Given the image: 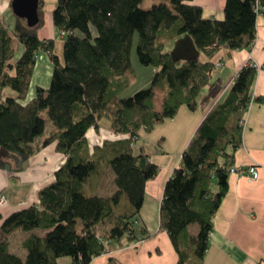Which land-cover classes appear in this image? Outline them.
<instances>
[{"label":"trees","instance_id":"16d2710c","mask_svg":"<svg viewBox=\"0 0 264 264\" xmlns=\"http://www.w3.org/2000/svg\"><path fill=\"white\" fill-rule=\"evenodd\" d=\"M144 1L59 0L52 17L64 59L56 54V39L40 38L46 24L44 0L35 27L15 15L13 25L4 14L0 17V163L16 154L36 155L33 145L47 133L45 112L55 130L43 148L57 144L66 156L55 182L41 190L40 204L12 214L0 227V264H59L64 257L73 264H92L97 257L153 238L140 214L146 187L161 171L144 152L136 155L133 146L144 132L175 119L183 107L207 110L217 94L212 80L217 64L200 58L176 62L167 46L189 35L207 59L220 50L251 52L258 35L256 9L264 0H227L223 20L205 18L194 0L154 3L151 10L142 7ZM135 44L138 61L154 74L149 87L125 98ZM44 52L55 66L50 89L38 88L23 105ZM257 73L249 65L238 73L166 184L159 232L170 236L176 264L205 263L213 221L229 191L236 152L243 147ZM7 89L16 95L8 96ZM157 90L167 93L161 112L154 105ZM105 119L111 131L127 137L106 140L92 150L87 136L92 129L99 131ZM106 168L114 174L117 190L103 197L88 185L104 178ZM195 225L199 229L193 234ZM19 230L29 234L22 242L26 259L11 252L9 237ZM108 264L123 263L110 257Z\"/></svg>","mask_w":264,"mask_h":264},{"label":"crops","instance_id":"0c3cea01","mask_svg":"<svg viewBox=\"0 0 264 264\" xmlns=\"http://www.w3.org/2000/svg\"><path fill=\"white\" fill-rule=\"evenodd\" d=\"M59 0H44L45 27L41 30V40H55L59 32L53 22V8ZM227 0H194L193 4L200 6L205 18L223 20ZM3 14H0V17ZM257 39L254 42L253 51H233L228 54L220 50L212 59H207L201 53L200 59L204 62L211 61L214 64H223V67L213 73V84L216 85L217 94L214 103L205 110L203 107L196 111L187 110L184 107L179 111L175 119L168 120L157 125L156 130L161 129L163 134H158L155 139L147 138L144 144L140 143L135 154L141 151L150 157L158 167L160 175L150 180L146 187V199L140 216L148 227L153 238L141 244L128 245L119 251L108 253L97 257L92 264H108L109 258L114 257L123 264H176L179 260L175 247L167 232L160 231V210L164 197V189L171 178L174 169L181 161L182 155L188 148L194 134L201 126L203 120L214 104L221 101L233 87L238 73L251 61H256L262 70L257 73V80L253 88L255 102L251 105L246 118L243 147L236 152V165L238 168L257 167L259 179L251 177L231 175L229 177V191L223 199V203L214 218V230L210 240V249L207 252L204 264H264V102H257V98L264 100V15L257 18ZM55 42V44H56ZM175 44H169L167 48H174ZM58 44H56V47ZM23 48L19 50L21 55ZM58 54V53H57ZM59 57L62 59L61 55ZM55 66L51 56L47 53H39L33 81L30 91L23 105L31 102L38 88L50 89L53 80ZM209 89L203 90V96L209 94ZM161 95V100L158 96ZM167 98L166 91L157 90L155 98L156 112H161L163 103ZM104 122V123H103ZM163 125V126H162ZM52 126V125H51ZM161 127V128H160ZM52 126L50 132L37 139L33 145L37 150L36 155L29 159L28 170L10 175L0 169V192H3L8 200L6 206L0 207V227L12 214L40 204L39 194L41 190L55 182V173L66 160L63 153L57 150V144L43 148V142L54 131ZM88 141L90 148L103 146L106 140L118 141L127 136L117 134L109 129V121H102L100 130L89 132ZM141 139V138H140ZM171 139V140H170ZM141 141V140H139ZM178 142V146L170 142ZM136 150L138 152L136 153ZM114 178V177H113ZM17 179L21 180L17 185ZM106 177L95 179L90 190L93 194L103 197L111 196L117 190V186L105 183ZM15 185V186H13ZM109 187V188H108ZM13 190V191H12ZM112 191V193H109ZM21 234L18 244L20 256L26 259V252L22 242L29 236L28 233L16 231L9 239L11 252L14 245L13 239ZM59 264H73L72 260L64 257L58 261Z\"/></svg>","mask_w":264,"mask_h":264},{"label":"rangeland","instance_id":"374dc122","mask_svg":"<svg viewBox=\"0 0 264 264\" xmlns=\"http://www.w3.org/2000/svg\"><path fill=\"white\" fill-rule=\"evenodd\" d=\"M11 1L12 0H0V14H4V16L7 18L9 24L13 25L14 23H13L12 17H14V12H12V5H11L12 2ZM163 2L166 4H169L170 0H145L142 4V7L146 10H151L152 5L154 3H163ZM56 44H58V46L56 47V54L58 53V55H61L62 59H64V54H63L64 43L62 42L60 36L58 37ZM167 49H168V51L172 52V49H170V48H167ZM18 56L20 57V54H18ZM132 62H133V71L129 72L130 73L129 74L130 87L123 94V97H125V98L134 96V93L149 87L151 85V79H152V76L154 74V72L151 68L146 67V66H142L141 63L138 61L136 44H135V47L133 49ZM6 94L8 96H13V95L15 96L16 95V93L14 91L9 90V89H7ZM160 98H161V95L158 96V100H161ZM184 108L189 110L186 107H184ZM43 117H44L45 121H47V123H48L47 132L48 131L50 132V129L53 126L52 125L53 122L50 121L48 114L46 112L43 114ZM104 121H107V119H105ZM158 134H163L161 132V129H158V130L155 129L154 131H152L150 133L144 132L142 137H141V141L137 142L139 144L136 145V149L139 148L140 143L144 144V140H146L147 138L155 139L158 136ZM170 143L173 146H178L177 141L175 143H172V142H170ZM137 152H138V150H136V153ZM29 159L30 158L26 157L25 155H21V154H16V155L10 156V157L6 158V161L8 162L7 164L3 165L2 163H0V169H2L4 171V173L10 174V175L16 174L17 172L26 171V170H28V167H29L28 166L29 165ZM105 177H106L105 183L109 184V186L112 185L111 183H113L114 174L112 173V171L109 168H106V170H105L104 178ZM19 181H21V180L17 179V181H15V182L18 183ZM17 185H22V184L18 183ZM13 186H15V185H13ZM88 188H90V185H88ZM109 193H112V191H109ZM198 229H199L198 225L193 226L192 227V233L195 234L198 231ZM20 236H21V234H19V235L17 234L12 241V242H14V245H15L12 249V253L16 254L18 256H20V254H21V251L19 252V250L17 249L19 247L18 244H20L19 243Z\"/></svg>","mask_w":264,"mask_h":264},{"label":"water","instance_id":"95a60500","mask_svg":"<svg viewBox=\"0 0 264 264\" xmlns=\"http://www.w3.org/2000/svg\"><path fill=\"white\" fill-rule=\"evenodd\" d=\"M12 12L19 19L27 21L32 28L38 25L39 21V6L41 0H12ZM201 52L196 48L194 40L189 35L177 40L171 57L174 61H192L198 60Z\"/></svg>","mask_w":264,"mask_h":264},{"label":"built area","instance_id":"2783aa9c","mask_svg":"<svg viewBox=\"0 0 264 264\" xmlns=\"http://www.w3.org/2000/svg\"><path fill=\"white\" fill-rule=\"evenodd\" d=\"M258 12V16L260 15H264V5H261V3L258 4L257 6V9H256ZM251 68H255L257 69V71H261L262 70V67L256 62V61H251L249 64H248ZM223 67V64H218L216 69H221ZM255 102V99L252 98V104L253 105ZM246 123V122H245ZM247 124V123H246ZM245 124V126H246ZM239 175V176H249L251 178H253L254 180H258L259 179V170L257 169V167H247V168H234L232 169L231 171V175ZM8 203V200L6 198V196L4 195V193H1L0 192V207H3V206H6Z\"/></svg>","mask_w":264,"mask_h":264},{"label":"bare ground","instance_id":"6f19581e","mask_svg":"<svg viewBox=\"0 0 264 264\" xmlns=\"http://www.w3.org/2000/svg\"><path fill=\"white\" fill-rule=\"evenodd\" d=\"M245 124V123H244ZM1 193H3V192H1Z\"/></svg>","mask_w":264,"mask_h":264}]
</instances>
